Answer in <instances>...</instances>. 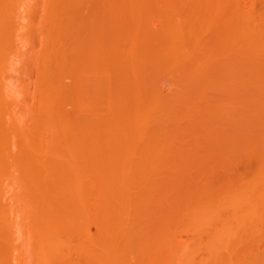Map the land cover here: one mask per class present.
Listing matches in <instances>:
<instances>
[{
    "label": "bare ground",
    "instance_id": "6f19581e",
    "mask_svg": "<svg viewBox=\"0 0 264 264\" xmlns=\"http://www.w3.org/2000/svg\"><path fill=\"white\" fill-rule=\"evenodd\" d=\"M195 3L203 12L184 31L164 0H92L86 16L78 0H47L42 57L28 61L38 109L24 127L11 72L39 27L22 22L31 0H0V264H26L16 244L23 216L37 240L33 264H75L73 253L103 264H218L238 232L261 231L264 187L191 180L264 142V16L251 25L234 8V25L221 29L235 0ZM156 9L160 34L147 25ZM160 74L177 87L169 96L149 86ZM184 213L197 231L220 223L203 255L177 240ZM236 258L224 264H264V247L246 240Z\"/></svg>",
    "mask_w": 264,
    "mask_h": 264
},
{
    "label": "rangeland",
    "instance_id": "374dc122",
    "mask_svg": "<svg viewBox=\"0 0 264 264\" xmlns=\"http://www.w3.org/2000/svg\"><path fill=\"white\" fill-rule=\"evenodd\" d=\"M47 0H31V6L29 12H25L22 22L28 24L31 18L36 19L38 27L33 35V39L30 42L26 40L19 44V54L23 59L22 62H18L11 74L13 75L14 87L18 92V100L15 104L16 113L23 119L24 127H31L33 125V119L31 113L33 110L38 109V79H37V65L29 64L30 59H34L35 62H39L42 57V51L44 48V29L43 21L45 18V3ZM85 6L84 15H89V8L92 5V0H78ZM177 9L178 17L182 23V30L186 31L190 27L191 20L197 18L202 14V8L195 3V0H164ZM234 7L226 6L223 8L222 13L224 21L220 28L225 29L234 25V20L231 16L232 11L235 9L241 13L248 14L252 17L251 25H254L262 16H264V0H235ZM147 25L151 32L160 34L164 30V18L159 10H154L150 13ZM205 40H209L213 37V32H205L203 35ZM123 48L129 47L128 42L123 43ZM20 58V57H19ZM189 59L186 60L188 62ZM145 70L150 73L152 70V64H145ZM64 83L71 84V79H65ZM149 86L151 90H155L162 96H169L173 91L177 89L176 85L172 83L170 77L160 74L156 79L150 81ZM117 102H121L120 98L116 97ZM64 109L67 111L72 110V106L65 105ZM101 111V110H100ZM104 113L109 114V110H103ZM167 127L172 126L171 123L166 124ZM217 130L231 131L227 126L220 127ZM203 148L209 145L203 144ZM210 161V157L208 158ZM264 142L255 148V151L249 154L238 155L233 158L226 166L215 165L209 168L203 173L193 171V181L197 184L207 183L214 189L222 188V186H253L256 184L259 189L264 187ZM259 193V192H258ZM253 192L254 197L260 196ZM219 213L216 214V217ZM191 215L184 213L181 216L176 226L177 240L183 244L189 245L200 254H205L202 250L203 244L206 243L221 227L220 223H215L205 228L202 231L195 230L191 225ZM22 228V237H20L16 244L22 245L24 249V259L26 264H33V252L34 246L37 242L35 238L30 235L31 222L27 216H23L19 219ZM154 227V224L152 225ZM235 229V228H234ZM98 235L97 227L94 223L89 226V236L96 237ZM252 240V244L258 243L264 247V225L261 224V231L256 234H250L249 230H242L234 236L230 243L222 250L219 255L218 264H224V261H231L237 259L236 256L242 247H244V241ZM76 241V240H75ZM247 247V246H246ZM236 249H240L235 252ZM245 249V248H244ZM235 252V253H234ZM239 258V256H238ZM69 259L73 260L75 264H103L98 261H87L86 259L79 258L76 253L69 255ZM92 259V258H91ZM132 262H136L135 259H131Z\"/></svg>",
    "mask_w": 264,
    "mask_h": 264
}]
</instances>
